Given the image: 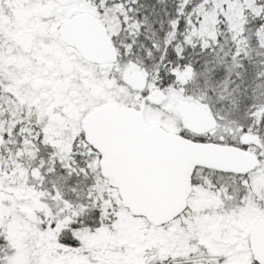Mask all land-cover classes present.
<instances>
[{
    "label": "flooded vegetation",
    "instance_id": "1",
    "mask_svg": "<svg viewBox=\"0 0 264 264\" xmlns=\"http://www.w3.org/2000/svg\"><path fill=\"white\" fill-rule=\"evenodd\" d=\"M43 4V0H0V52L7 55L6 58L0 57V64L4 69L2 71H5L3 77L0 75V102L5 100L7 104L5 111H2L0 107V114L2 112L5 114V117L0 115V122L3 117L6 119H4L6 131L2 133L0 139H37L36 144L39 148L34 161L41 162L30 164L24 160L25 162L21 164L0 165V168H5L0 169V172L4 171V173H0V177L4 178L0 179V264H27L29 258L35 256L34 253L29 252L31 247L37 250L41 264H46L42 260L47 255L46 248L40 242L39 236L44 235L49 228L54 229L55 221L60 218L62 210L67 209L65 206L62 208L60 205L55 206V203H59L56 200V193H59V181L55 173L60 169L88 172L92 167L93 155H98L100 160L101 155L85 139L83 124L90 113L102 106L117 104L142 110L147 124H159L164 130L183 138L196 142L233 145L253 153L248 149V144L243 143V139L241 143L225 142L214 139L209 135L210 131L195 134L184 128L181 119L187 108L190 106L200 107V105L183 106L179 110L181 130L176 133L156 121L148 122L145 116L146 104L152 107L159 106L167 97L166 90L157 79L148 90L147 86L151 82V77L148 74L145 76L137 70L132 71L127 79H125L123 70L116 71V75L109 71L110 67L119 63L120 60H124L125 57L124 49L119 43L120 39L115 38L100 19L102 12L94 4L96 9L76 8L71 12L62 7V4H57L50 12L44 13ZM96 6L103 8L101 4ZM85 12L94 15L106 29L116 50L115 61L103 63L88 61L80 55L76 48L68 45L61 38L62 23L77 13ZM131 52L134 57H138L135 58L136 60L139 58L141 60L143 57L141 51L137 49H133ZM142 59L144 64L149 67L148 69L156 75L149 59L146 57ZM11 73H14L12 80ZM112 74L116 76L115 80L112 79L113 77L109 78ZM142 83L144 86L139 89L138 87ZM32 85L37 89L46 88L48 96L56 87L59 88V94L62 92L60 104L58 109L56 111L52 109L51 113L62 115V122L50 119L48 114L45 115L46 122L39 120L34 112L29 115L27 105H24L16 97L13 89L21 87L20 90L15 91L22 92L25 90L24 86ZM125 90L137 94L135 100L139 107L120 102L125 95ZM108 91L113 92L110 101L108 100ZM46 99V97L43 98L44 101ZM93 99H98L100 102L91 105ZM14 104H19V106ZM30 107L34 108L35 104H30ZM73 108L76 112L66 120V112L69 113ZM200 108L212 116L218 125V119L212 113L203 107ZM71 124L74 130H71ZM59 127L63 134H66V139L71 137L73 141L72 146L69 143L67 151L63 152L61 146L54 141L56 137H59L56 134ZM64 154L67 155L65 162L59 158ZM253 154L257 157L255 153ZM257 159L259 161L258 157ZM258 166L245 174L194 167L188 177L184 210L164 223L154 224L142 216H135L122 205L126 213L143 221V229L138 237L134 236L133 239H129L128 233L121 235L119 228L118 243L113 244L110 250L93 245H88V249L78 250V242L75 239L62 241L59 233L54 243L58 247L61 242L65 243L63 245L69 246V254L72 255V259L69 255V264H258L253 260L249 236L254 223L264 217H259L253 222L249 220L247 212L236 211V208L230 212L221 211L223 206L217 205L216 198L203 196L204 189L213 193L212 190H216L219 186L225 187L226 181L229 182L232 176L245 177L249 173H253ZM17 167H20L22 173L15 172ZM34 169L43 172L40 174L42 178L39 183L38 180L30 181L29 179V173ZM49 172L52 173L49 174ZM101 178L111 182L102 176ZM224 178L228 179L224 180ZM81 182L82 187L90 186L88 178ZM32 186L37 188L39 193L42 192L41 194L44 195L46 193V196L38 197L37 199L41 202L33 206L29 202V189ZM226 187L228 196L225 199L229 198L228 200L235 206L237 204L235 191L231 185ZM31 193H33V188H31ZM86 200L89 198L87 199L83 194L80 197L73 195L66 197L68 213L74 214L78 220L72 224V227L82 226L89 229L91 227L92 230L102 228L108 231L109 235L113 233L115 231L113 225L116 221L115 213L108 211L101 204L91 205ZM192 200L197 202V207L190 206ZM213 200L216 211L207 209ZM41 203L42 205H40ZM30 223H33L32 227H29ZM33 231L36 233H32ZM34 236L39 238L32 244L29 241ZM135 240L138 243L145 242L148 249L143 255L148 252L149 259L142 258V261L139 260V262L135 260L136 257L140 259L141 256L140 251H134V248L131 250L132 241ZM51 261L53 264H60L59 248L54 252Z\"/></svg>",
    "mask_w": 264,
    "mask_h": 264
},
{
    "label": "rangeland",
    "instance_id": "2",
    "mask_svg": "<svg viewBox=\"0 0 264 264\" xmlns=\"http://www.w3.org/2000/svg\"><path fill=\"white\" fill-rule=\"evenodd\" d=\"M46 1H48V3H45ZM94 1L97 3V5H103V8H101L104 9V13L101 14L102 16L100 19L108 28L109 32L115 36V38L120 39V46L122 49H124L123 55L125 57L124 60L126 61L123 59L120 60L119 63L110 67L109 71L111 73L114 72L115 74L116 71L123 70L125 79H127L129 74L135 70L141 72L145 76L148 74L151 77V82L147 86L148 90L152 86L155 79L165 84V87L163 88L166 90V99L159 106L152 107L149 104H146L145 106V116L148 122L156 121L161 125L167 126L170 131L176 133L181 130V116L179 115V110L183 106L187 107L189 105H200V107H203V109L209 111L208 106L209 104H212V101L210 100V97L209 99L207 98L203 87L197 84L198 74H193V72H188L187 70L170 71L171 73H174L175 77V82L170 85L167 83H171L172 78H164L165 80L163 78H158L157 75L149 70V67L146 66L142 61V58L146 57L152 63L151 67H158L157 64L165 59V51L166 46H168V39L173 34L176 26L175 20H171V22L168 24L170 27V32L166 34L165 40L158 44L153 43V45L150 47L151 42L149 41L151 40L150 38H152V36L150 37V34L152 33L156 36V32L151 27H149V23H146L145 20L135 21L131 19L130 10L124 6V3L109 4L106 2L107 0H45V2L43 0L45 5L43 4V7L42 5L41 7L44 13L50 12V10L53 9V6L57 4H62V7H65L68 12H71L76 8H86L88 10H93L96 9L93 6ZM172 2L173 5L176 4L180 7L189 3L194 4L191 12L184 19L185 25L187 27V37L185 38L187 44L194 43L204 38H211L216 32L217 23L220 21L224 24L225 29H227L230 35H232V37L235 39L234 43L236 45H234L232 56L236 57L238 54H242L249 63L254 59L255 61L252 63V65L257 66L258 69L263 68L262 70L264 71V20L260 21L262 18L259 16L261 15V10L263 9L262 7H264V0H172ZM256 19L260 20L257 21ZM142 30L144 32V36L142 35V42L139 44L137 42V34L140 36V32H142ZM140 48L142 51H144L143 54L141 53L143 56L141 57V60L139 58L141 62L136 60L138 57H134L133 53L131 52L133 49L140 51ZM250 56H252L253 59H251ZM0 57L6 58L7 55H3V53L0 52ZM2 66L3 65L0 64V69L2 68L0 75L3 77L5 71H2L4 70ZM11 75L12 80L14 79V73H11ZM115 75L112 74V76L110 75L109 78L113 77L112 79L115 80ZM202 75L203 74L201 73V78ZM192 85H194V87L195 85L199 86V89L203 90V92H200L201 94H199L198 90L191 88ZM33 88H35V90H33ZM20 89L21 87H14L13 93L20 101L23 102L24 105H27L29 115L34 112L35 115L38 116L39 120L46 122L47 118L45 115L48 114L50 119H56V121L62 122V115L51 113V110L54 109L56 111L60 104V94L62 92L59 94L58 87L52 91L50 96H48L47 89L43 87H41V89H37L34 87V85L24 86V91H15ZM133 93L134 92L125 90V95L123 99L120 100V102L139 107V104L137 105V101L135 100V95L137 94ZM112 94V91H108L109 101L111 100ZM45 97L47 99L44 101L43 98ZM200 101H205V103H201ZM98 102H100L98 99H93L91 105H96ZM32 103L35 104L34 108L30 107V104ZM16 106H19V104ZM0 107L2 111H5L7 107L5 100L0 102ZM77 108L78 105L76 109ZM254 109L255 110H253L252 114L249 113V115H243L242 117H238L235 113L236 111L232 110L231 108L230 110L232 111H228L227 113H224L220 116H215L218 119V125L214 130L210 131L209 135H211L216 140L234 143H241L242 139L245 137H250L248 149L257 155L261 165L255 169L253 173H249L245 177L240 178L232 176L229 182L226 181L225 187L221 185L219 188H217L218 191H216L217 189L212 190V193L208 191V189L203 190V196H212L216 198L217 205L223 206L224 209L222 208L221 211L230 212L236 208V211L245 213L247 212L249 220H252L253 222L259 217H264V123H261V121H264V103L258 105ZM75 112L76 110L74 108L70 109L69 113L66 112V120H68V117H72ZM3 113L4 112H2L0 115L5 117V114ZM4 117L0 122V137L2 136V133L6 131L4 124L6 119ZM71 130H74L72 128V124ZM56 134L59 137H56L54 141L59 146H61L62 152L67 151L69 143H71V146L73 144L71 137L66 139L67 136L66 134H63L61 127H59ZM36 143L37 139L34 138L29 140H20L16 138L0 139V165L21 164L25 162L24 160L28 161L30 164L41 163L39 161H34V158L37 157L36 154L39 148ZM59 158L61 161H64L67 159V155H61ZM98 160V155L94 154L92 167L88 172L60 169L55 173L58 176L59 181V193H56V200L59 201V203H55V206L60 205V208L65 206L67 209H65V211L62 210L60 218L55 221L56 225L54 229L49 228L44 233V235L39 236L40 242H42L46 248L45 253L48 255L47 258L46 254V256L42 258L44 263L53 264L51 261L53 254L56 249L59 248L60 264H69V255H71L69 254V246L63 245L65 243L61 242L60 246L58 247L54 243L58 233L60 234L62 241L75 239L78 242V246L76 245L78 250L81 248L88 249V245L107 248L110 250L112 249L113 244L118 243V239L120 238L118 232L119 228L121 230V235L123 233H128L129 239H133L134 236L138 237L140 232H142L141 230L143 229V221L141 219L139 220L133 218L128 213H126V210L123 209L122 204L120 203L117 190L111 186V182L101 178L98 170ZM0 169L3 170L5 168L2 167ZM15 172L19 174L22 173L20 167H17ZM2 173H4V171ZM51 173L52 172H49V174ZM29 174L30 181L34 179L38 180L39 183L42 178L40 174H43V172H38L34 169L30 171ZM45 174L48 173L45 172ZM86 178H88L90 181L88 183L90 186L87 185L88 187L85 188L82 187L81 181ZM0 179L4 178L0 177ZM227 179L228 178H224V180ZM227 185H231V188L235 191L237 202L235 206L228 200L229 198L225 199V197L228 196V193L226 192ZM31 188H33V193H31ZM41 193H39V190L34 186L30 187V205L33 206L36 203L41 202V200L37 198L46 196V193L45 195ZM82 194L86 196L87 199L89 198V200L86 201L91 205L101 204L104 208L108 209V211L115 213L116 221L113 224L115 226V231L113 233H110L109 235L108 231L102 228H95L92 230L91 227L90 229L84 228L82 226L77 228L72 227V224L75 221L78 222V220H76L74 214L72 215L68 213V203L65 201V199L67 196L73 195L74 197H80ZM214 202V200L211 201L207 209L210 208L211 210L216 211L213 206ZM40 205H42V203ZM190 206L197 207V202L192 200ZM48 224L49 222L46 223L47 226ZM32 225L33 223H30L29 227H32ZM32 233H36V231H33ZM39 237L34 236V238L29 242L33 244ZM132 243L133 247L131 250L134 248V251H140L141 254L140 259L139 257H136L135 260L137 262H139V260L142 261V258L149 259L148 252H146V255H143L145 250L148 249L144 241L138 243V241L135 240L132 241ZM47 245L49 246L48 248ZM36 251L37 250L34 247H31L29 252L34 253L35 256L30 257L27 264H41L39 261L40 258L38 257Z\"/></svg>",
    "mask_w": 264,
    "mask_h": 264
},
{
    "label": "water",
    "instance_id": "3",
    "mask_svg": "<svg viewBox=\"0 0 264 264\" xmlns=\"http://www.w3.org/2000/svg\"><path fill=\"white\" fill-rule=\"evenodd\" d=\"M60 36L88 61L116 60L106 29L91 13L70 17L62 23ZM181 124L202 134L215 129L217 121L200 107L190 106ZM83 131L86 141L101 155L100 175L111 181L122 205L154 224L167 222L184 210L188 177L194 167L245 174L259 164L248 150L183 138L159 124H147L142 110L123 105L108 104L94 110ZM249 140L245 137L243 143ZM249 242L253 260L264 264V218L254 223Z\"/></svg>",
    "mask_w": 264,
    "mask_h": 264
},
{
    "label": "trees",
    "instance_id": "4",
    "mask_svg": "<svg viewBox=\"0 0 264 264\" xmlns=\"http://www.w3.org/2000/svg\"><path fill=\"white\" fill-rule=\"evenodd\" d=\"M106 2L109 4L124 3V6L130 10L131 19L145 20L149 23V27L156 32V36L150 32V37L152 36L150 38L152 41H149L151 42L150 47L153 43L158 44L165 40L166 34L170 32L168 24L171 20H175L176 26L168 39L165 59L157 64L158 67L153 66L152 69L158 78H172V82L167 83L170 85L175 82L174 73L170 71L187 70L198 74L197 84L203 87L207 98L210 97L212 104H209L208 109L214 116L234 110L238 117H242L249 113L252 114L255 107L264 103L263 68L258 69L257 66L252 65L255 61L252 56L250 58L253 60L250 63L242 54L232 56L234 45H236L235 39L225 29L222 22L217 23L216 32L211 38H204L191 44L186 43L187 27L184 19L191 12L193 3L180 7L173 5L172 0H107ZM93 3L100 12L104 13V10L101 11V6H96L95 1ZM262 8L260 9L261 15H259L262 19H256L257 21L264 20V7ZM143 33L142 30L140 36L137 34L139 44L142 42ZM140 51L144 53L141 48ZM159 83L165 87L163 82L159 81ZM191 88L198 90L199 94L203 92L197 85L195 87L192 85Z\"/></svg>",
    "mask_w": 264,
    "mask_h": 264
}]
</instances>
